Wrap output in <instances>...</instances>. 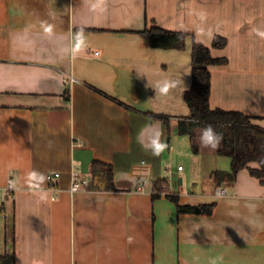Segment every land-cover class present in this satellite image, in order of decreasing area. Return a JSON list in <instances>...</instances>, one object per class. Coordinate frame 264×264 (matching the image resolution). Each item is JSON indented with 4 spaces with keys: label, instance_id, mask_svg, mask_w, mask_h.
Instances as JSON below:
<instances>
[{
    "label": "crops",
    "instance_id": "0c3cea01",
    "mask_svg": "<svg viewBox=\"0 0 264 264\" xmlns=\"http://www.w3.org/2000/svg\"><path fill=\"white\" fill-rule=\"evenodd\" d=\"M153 26L191 34L185 49L152 48ZM215 35L228 44L212 55L228 64L210 67L211 108L264 129V0H0V202L13 199L0 207V262L264 264V180L246 169L219 184L232 163L174 134L190 116L193 41L211 47ZM176 137L185 166L166 172ZM94 161L118 189L73 194L72 172L91 178ZM164 177L180 204L214 213L179 215L168 193L154 199Z\"/></svg>",
    "mask_w": 264,
    "mask_h": 264
},
{
    "label": "trees",
    "instance_id": "16d2710c",
    "mask_svg": "<svg viewBox=\"0 0 264 264\" xmlns=\"http://www.w3.org/2000/svg\"><path fill=\"white\" fill-rule=\"evenodd\" d=\"M154 49L163 50H184L187 38L191 34L186 32L171 31L157 26L143 31ZM194 39V37H193ZM228 44L227 38L215 35L211 47L206 46L194 39L192 45V86L184 93V100L190 109V116L181 118L178 122V130L181 135H188L196 145V130L206 129L211 125L214 132L222 135L219 144V153L230 157L232 163V174L218 172L217 179L220 184L222 180L233 178L242 170H250V173L258 179L264 180V129L254 123L255 118L248 117L240 112L212 109L210 96L212 87L211 66H225L228 59L225 57L215 58L212 55V48L224 49ZM170 127L167 116H154ZM93 169V170H92ZM91 183L105 185L107 191L115 190V177L110 166L94 161L92 164ZM107 172V173H105ZM105 175H107L105 177ZM168 180H158L154 184L156 194L154 199L168 193ZM167 188V189H166ZM168 198L177 207L179 215H212L216 208L215 204L205 205H183L176 193H168Z\"/></svg>",
    "mask_w": 264,
    "mask_h": 264
},
{
    "label": "rangeland",
    "instance_id": "374dc122",
    "mask_svg": "<svg viewBox=\"0 0 264 264\" xmlns=\"http://www.w3.org/2000/svg\"><path fill=\"white\" fill-rule=\"evenodd\" d=\"M203 133H204V129L200 128V129L196 130V134H203ZM174 134H179V131L175 132ZM183 140H186L185 142L190 141V139L188 140V139H185L184 137H183ZM172 144H174L176 146V150L174 151L173 155H169L168 154V148H166L167 151H165V161L163 164H161V167L162 168L164 167V170L166 172H170L173 165L178 168L179 163H180V165L185 166V156L183 155V153H185L184 152V143H181L180 139H178V137H176L174 140L172 138ZM217 149H218V147H217ZM218 159L220 160V162H222V164H221L222 167H226V169L230 170L228 168V165L231 162L230 157H228L226 155H219ZM186 161H188V159ZM159 166H160V164H159ZM90 167H91V165H89V169H90ZM223 169H225V168H223ZM81 174H84V173H81ZM167 178H169V177L167 176ZM167 178L164 177L162 180H165ZM85 179H87V181L89 182V185H90L91 178H85ZM141 181H142V179H141ZM140 185L144 186V184H142V183H140ZM140 191H142V190H140ZM2 200L3 201L0 202V207H2V208H4V207L8 208L9 207L10 208V206L11 207L13 206V199L6 200L5 197L4 198L2 197ZM4 204H5V206H4ZM6 216H7V214H6ZM7 220H8L7 223L9 224V231H10V229H12V225H13V215L11 213L7 217ZM1 263L7 264V261L0 262V264Z\"/></svg>",
    "mask_w": 264,
    "mask_h": 264
},
{
    "label": "built area",
    "instance_id": "2783aa9c",
    "mask_svg": "<svg viewBox=\"0 0 264 264\" xmlns=\"http://www.w3.org/2000/svg\"><path fill=\"white\" fill-rule=\"evenodd\" d=\"M95 55L98 56L100 55V53L96 52ZM179 170H183L182 166L179 167ZM71 175H72L71 192L73 194L78 193L80 191H84L88 188L89 182L87 181V179L83 178L79 172L73 171ZM149 175H150V168H149V165L146 164L145 162H142L141 164L136 165L134 167V176H136L138 180L147 179ZM59 179H60L59 172H54V173L49 174L48 180L50 182V186L53 189H56L58 187ZM10 183L12 184V182ZM12 188H9V190L11 191ZM139 189L143 190V187L140 185ZM219 194L223 196V195H227V192L221 190Z\"/></svg>",
    "mask_w": 264,
    "mask_h": 264
},
{
    "label": "clouds",
    "instance_id": "9594fccd",
    "mask_svg": "<svg viewBox=\"0 0 264 264\" xmlns=\"http://www.w3.org/2000/svg\"><path fill=\"white\" fill-rule=\"evenodd\" d=\"M168 88H169V85L166 83L161 89L160 91L162 93H167L168 91ZM222 135L219 134V133H216L213 131L211 125H209L205 130H204V133H203V136H202V143L205 145V146H210L211 148L215 149L219 146L220 144V141L222 140Z\"/></svg>",
    "mask_w": 264,
    "mask_h": 264
},
{
    "label": "water",
    "instance_id": "95a60500",
    "mask_svg": "<svg viewBox=\"0 0 264 264\" xmlns=\"http://www.w3.org/2000/svg\"><path fill=\"white\" fill-rule=\"evenodd\" d=\"M165 125V124H164ZM166 126V125H165ZM168 129V128H167ZM205 130V129H204ZM202 136H203V134H198L197 136H196V141H197V143H198V145L199 146H201L202 145V147H206V148H208V147H210V146H205L203 143H202ZM218 151H219V146H218V149H217ZM91 169V168H90ZM90 175L92 176V173H91V170H90ZM116 180L117 179H115L114 180V188H115V190H117L118 188H117V186H116ZM181 184H182V181H181ZM91 186H92V183L90 184ZM89 185V189H90V186Z\"/></svg>",
    "mask_w": 264,
    "mask_h": 264
},
{
    "label": "bare ground",
    "instance_id": "6f19581e",
    "mask_svg": "<svg viewBox=\"0 0 264 264\" xmlns=\"http://www.w3.org/2000/svg\"><path fill=\"white\" fill-rule=\"evenodd\" d=\"M140 186V185H139ZM139 186H138V189H139ZM142 186V185H141ZM143 187V189H144V186H142ZM140 190V189H139Z\"/></svg>",
    "mask_w": 264,
    "mask_h": 264
}]
</instances>
